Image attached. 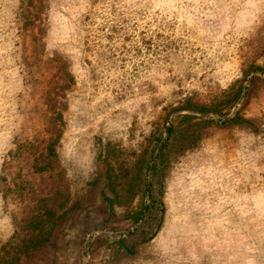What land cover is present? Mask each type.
<instances>
[{"label":"rangeland","instance_id":"obj_1","mask_svg":"<svg viewBox=\"0 0 264 264\" xmlns=\"http://www.w3.org/2000/svg\"><path fill=\"white\" fill-rule=\"evenodd\" d=\"M0 264H264V0H0Z\"/></svg>","mask_w":264,"mask_h":264}]
</instances>
